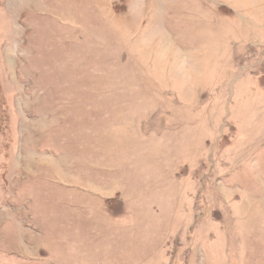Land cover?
I'll use <instances>...</instances> for the list:
<instances>
[{
	"label": "rangeland",
	"instance_id": "374dc122",
	"mask_svg": "<svg viewBox=\"0 0 264 264\" xmlns=\"http://www.w3.org/2000/svg\"><path fill=\"white\" fill-rule=\"evenodd\" d=\"M0 264H264V0H0Z\"/></svg>",
	"mask_w": 264,
	"mask_h": 264
}]
</instances>
